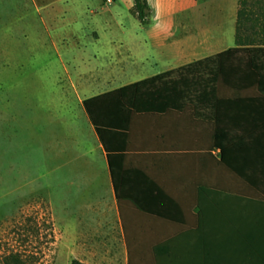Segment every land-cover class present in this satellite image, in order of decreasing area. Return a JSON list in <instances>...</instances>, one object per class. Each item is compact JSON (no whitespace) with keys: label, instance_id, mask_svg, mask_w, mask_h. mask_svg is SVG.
<instances>
[{"label":"rangeland","instance_id":"1","mask_svg":"<svg viewBox=\"0 0 264 264\" xmlns=\"http://www.w3.org/2000/svg\"><path fill=\"white\" fill-rule=\"evenodd\" d=\"M160 6L166 23L154 31L132 0H0V264L12 254L23 264H72L56 243V142L69 152L73 140L92 143L81 98L94 91L82 85L102 79L108 55L145 56L120 75L128 84L166 70L180 45L204 57L236 45L241 0Z\"/></svg>","mask_w":264,"mask_h":264},{"label":"crops","instance_id":"2","mask_svg":"<svg viewBox=\"0 0 264 264\" xmlns=\"http://www.w3.org/2000/svg\"><path fill=\"white\" fill-rule=\"evenodd\" d=\"M161 38L166 41V36ZM177 50L168 68L157 74L204 58L184 45ZM144 58H123L119 51L108 55L102 79L82 83V89L94 91L82 103L127 85L120 75L127 67L145 66ZM91 128L94 137L86 149L73 140L75 151L69 152L67 143L56 142L61 208L55 216L56 243L70 250L72 260L241 264L240 249L251 247L255 233H264V193L221 162L220 151L212 149L210 140L208 144L213 129L207 121L189 111L134 115L125 168L145 172L166 193L162 196L143 195L147 185L135 180L125 183L118 197L107 152L92 122ZM133 191L149 200L152 209L138 208Z\"/></svg>","mask_w":264,"mask_h":264},{"label":"trees","instance_id":"3","mask_svg":"<svg viewBox=\"0 0 264 264\" xmlns=\"http://www.w3.org/2000/svg\"><path fill=\"white\" fill-rule=\"evenodd\" d=\"M241 4L235 46L84 100L107 152L118 197L123 185L135 180L147 185L145 196L166 194L145 172L126 169L124 160L135 114L175 111L207 121L221 162L264 193V0ZM151 12L147 0H134L133 13L144 25L150 23ZM131 198L138 208L152 209L137 193ZM249 245L239 251L241 264H264V233H255ZM4 264L23 261L12 254ZM72 264L85 263L74 259Z\"/></svg>","mask_w":264,"mask_h":264},{"label":"clouds","instance_id":"4","mask_svg":"<svg viewBox=\"0 0 264 264\" xmlns=\"http://www.w3.org/2000/svg\"><path fill=\"white\" fill-rule=\"evenodd\" d=\"M147 4L149 8L154 10V15L151 16L152 24L151 28L156 31L161 28V26L166 23V21L163 19V13L161 10V0H147ZM132 6H134V0H132Z\"/></svg>","mask_w":264,"mask_h":264},{"label":"built area","instance_id":"5","mask_svg":"<svg viewBox=\"0 0 264 264\" xmlns=\"http://www.w3.org/2000/svg\"><path fill=\"white\" fill-rule=\"evenodd\" d=\"M114 0H105L106 3L113 2Z\"/></svg>","mask_w":264,"mask_h":264},{"label":"bare ground","instance_id":"6","mask_svg":"<svg viewBox=\"0 0 264 264\" xmlns=\"http://www.w3.org/2000/svg\"><path fill=\"white\" fill-rule=\"evenodd\" d=\"M224 47V46H223ZM200 53V52H199Z\"/></svg>","mask_w":264,"mask_h":264}]
</instances>
